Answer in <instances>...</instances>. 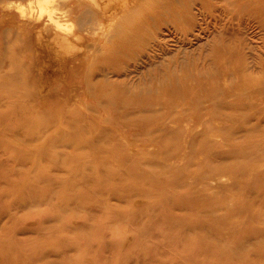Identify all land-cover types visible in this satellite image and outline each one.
Masks as SVG:
<instances>
[{
	"label": "rangeland",
	"instance_id": "rangeland-1",
	"mask_svg": "<svg viewBox=\"0 0 264 264\" xmlns=\"http://www.w3.org/2000/svg\"><path fill=\"white\" fill-rule=\"evenodd\" d=\"M35 1L0 0L9 264H264V0H159L155 26L100 21L72 56L30 28L63 0ZM180 7L203 27L185 43L161 25Z\"/></svg>",
	"mask_w": 264,
	"mask_h": 264
},
{
	"label": "bare ground",
	"instance_id": "bare-ground-1",
	"mask_svg": "<svg viewBox=\"0 0 264 264\" xmlns=\"http://www.w3.org/2000/svg\"><path fill=\"white\" fill-rule=\"evenodd\" d=\"M40 1L38 0L35 2H40ZM125 3H127L126 5H128L127 9H124L122 7ZM40 4H43V3L41 2ZM157 4H160L159 0H63L61 2V5L58 7V9L55 11L49 12L46 17H42V14H40L37 17L30 16L31 17L30 28L39 29L35 33L36 37L39 40H41L42 37L45 38L47 45L41 47L42 51H44L45 53L49 52L50 54L51 53L50 51L52 50V46H55L62 50L72 52L70 54L72 56L73 54H76L79 52L77 49L78 44L81 45L90 40L91 34L93 33L94 30L97 29V26L99 25L100 21H104V20L110 21V20L116 19V28H115L116 30L115 29L113 30L115 31L113 34L114 36L118 38L119 41L121 40L123 36H125L126 33L124 32H126L127 29L135 27V22H136L135 14L138 13L139 11H142V10L147 11L148 14H145L143 16V19L149 20L150 18H152L154 20L153 26H155L158 23V19L151 13L150 8H151V5L153 6ZM257 10H259L258 14H260L261 16H264V10H260V9H257ZM92 14H95V15H92ZM169 14H170L169 17L161 18V25L164 23H169L167 25L168 27L167 31L170 32V29H174V31L177 34H180L182 37H185V38H182L183 43L186 42L188 32L190 35L193 32H195V30L198 31V30L203 29L202 24L199 22H194L193 25H190V27L194 28L195 30H188V28L185 27L186 21L184 20L183 7H180L177 10L171 11L169 12ZM32 15L34 16L36 14H32ZM64 17H69L71 19L77 20L79 22L78 23L79 28H77L74 31L68 32V33L64 32L59 25L61 19H63ZM153 26L150 27V30L153 29ZM21 27L27 28L26 26L23 25V23L21 24ZM101 28H98V29H101ZM113 31H109V36H111V33ZM27 35L28 37H30V34H27ZM156 48L160 51L164 50V43L162 42V40H160L157 43ZM121 50L124 53H129L128 47L122 46ZM52 53L63 55V52H59V51H55ZM60 55H58L59 58H60ZM137 59L138 58L133 56L134 61ZM134 71L136 73H134ZM112 74L126 76L127 78H131L132 80L133 74L139 75L140 71L133 70V68L130 69L127 66V67L119 68L115 71H112ZM197 74L195 75L196 79H197L196 77ZM172 78L176 79L175 75H173ZM127 82L129 83L130 80L124 81V85H127ZM191 82H186L185 84H181L179 82V84L176 86L174 85L176 83V80L172 79V85L175 89L177 87L190 85L189 83ZM159 85H160V88L161 87L163 88V90H168L167 86H165L164 84L159 83ZM162 229L163 228H161L160 231ZM164 237L166 238V236ZM166 239L172 241V238H166ZM12 249L13 248L11 247L5 248L4 244H0V250L6 256V259L8 261L6 264L10 263L11 255L8 252L9 250H12ZM14 255H18V254H14Z\"/></svg>",
	"mask_w": 264,
	"mask_h": 264
}]
</instances>
